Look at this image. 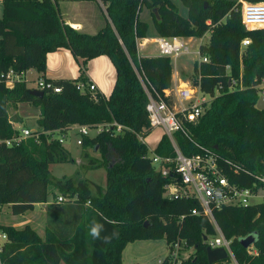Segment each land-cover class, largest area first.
Returning <instances> with one entry per match:
<instances>
[{
  "label": "trees",
  "instance_id": "1",
  "mask_svg": "<svg viewBox=\"0 0 264 264\" xmlns=\"http://www.w3.org/2000/svg\"><path fill=\"white\" fill-rule=\"evenodd\" d=\"M175 1L188 9L187 17L181 15ZM101 2L110 21L96 35H89L64 23L58 1L2 0L0 72L36 70L44 74L48 54L67 49L81 64L82 74L89 61L106 56L116 68L117 78L109 98L92 93L89 87L88 91L79 90L78 85L85 82L83 75L80 80L53 82L61 87V93L44 91L43 98L33 96L31 90L37 88L30 89L26 81L12 89L0 83V215L4 206H10L14 215H23L56 193L77 197L68 205H49L51 230L45 237L29 225L16 228L0 224L8 235L0 263L124 264L123 252L129 244L165 240L171 251L178 242L195 249L193 258L179 264H210L204 239L217 234L214 224L203 214L191 215L192 209L199 207L194 200L163 197L170 180L147 158L149 148L138 139L149 127L148 99L141 78L161 95L173 84L171 58L142 56L138 51L137 41L147 38L150 29L140 17L144 9L150 10L155 30L164 38H203L210 33L209 42L200 47L209 63L195 64L194 84L212 95L219 89V95L198 122L188 125L190 139L177 134L181 151L188 156L198 154L197 143L257 175H264V111L256 108L260 98L256 86L264 81V28L246 30L237 0ZM245 38L252 42L241 51ZM231 79L238 82L235 90L229 88ZM20 104L40 110L37 123L41 134L39 139L8 147L4 141L20 133L13 127L10 110ZM113 122L127 130L116 134L110 128L83 140V145L102 155L100 162L90 165L106 169L105 188L89 180L52 176L51 166L75 161L59 140H49L46 133L67 132L74 125L95 127ZM155 153L174 156L167 136L162 137ZM227 175L244 187L254 184V179L244 173L227 170ZM214 219L226 239L232 241L238 264H264V203L223 207L214 211ZM93 228L97 236L92 235ZM252 234L257 235V255L240 243ZM155 264L177 262L168 256Z\"/></svg>",
  "mask_w": 264,
  "mask_h": 264
},
{
  "label": "built area",
  "instance_id": "2",
  "mask_svg": "<svg viewBox=\"0 0 264 264\" xmlns=\"http://www.w3.org/2000/svg\"><path fill=\"white\" fill-rule=\"evenodd\" d=\"M98 1L101 2V0ZM240 12L242 23L246 30L252 31L264 28V2L251 4L245 1L243 6L241 5ZM208 24H211V22H208ZM185 40L186 38L182 37L140 39L137 41L138 51L140 53L145 47L155 44L157 45L159 56L169 57L175 63L183 56L192 54L198 56L194 64L197 63L201 66L204 63H209V58L203 56L200 52L202 45L197 51H192L188 45L189 43ZM251 42L250 38L242 40L241 51L250 46ZM27 73L29 72L16 73L12 69L8 72H0V83H4L7 88L12 89L18 82H27ZM141 81L148 99L146 109L149 115V127L143 129V135L155 129H162L174 150V156L163 157L155 152L151 156L149 154L147 156L158 172L170 180L164 187L163 197L170 201L194 200L197 202L199 207L192 209L191 215H205L214 224L217 231L215 236L208 238L206 242L208 248L213 250L225 249L230 262L227 263L225 262L226 260L221 262H224L223 264H238L231 248L232 241L226 239L216 224L214 211L229 206L249 207L264 203V175L252 174L231 160L224 159L212 150L197 143L195 144L200 149V153L188 156L181 151L177 143V134L191 138L188 125L195 124L205 115L213 100L219 95V89H216L215 94L212 95L203 92L200 85L187 81L172 84L171 88L165 90L164 95H161L148 81H144L142 78ZM229 83L230 90H235L238 86V82L235 79H231ZM262 84H264V81ZM262 84L256 86V88H261ZM36 85L37 90L41 91L53 93H61L62 91L61 87L56 86L52 81L42 78L37 80ZM88 87L92 93L97 92L95 84H90ZM84 88L85 86L82 83L78 85L79 90L83 91ZM240 88H244L242 83H240ZM260 96H264V91H261ZM110 128L115 129L116 134H123L127 130L126 127L117 122L101 124L95 127L79 126L78 135L81 138L77 141V145H83L84 137L89 136L90 130L97 129L98 134H100L109 131ZM55 133L49 132L46 135L49 136V140H59L63 144V138L56 139ZM40 134L41 132L39 131L23 128L20 130L19 135L5 140L4 143L8 147L19 146L27 139H39ZM143 135H138V139L147 145L146 138ZM227 170L237 175L244 173L251 176L254 179V184L251 187H244L233 183L227 175ZM76 198L59 196L57 203H73ZM87 206H90V202H88ZM180 219L184 220L185 216ZM7 241L8 235L0 229V253ZM183 244L178 242L172 246L170 258L177 264H179L177 253ZM248 249L250 254L257 255L254 246Z\"/></svg>",
  "mask_w": 264,
  "mask_h": 264
},
{
  "label": "crops",
  "instance_id": "3",
  "mask_svg": "<svg viewBox=\"0 0 264 264\" xmlns=\"http://www.w3.org/2000/svg\"><path fill=\"white\" fill-rule=\"evenodd\" d=\"M54 1L59 2L58 7H59L61 17H62V20L64 21V23L66 25L71 26L72 28H74L77 31H80V32H83V33H86L89 35H96L102 28L105 27L107 21H110L108 16H107L105 5L98 0H54ZM0 2L2 4V0H0ZM140 18L143 22H146L149 24V26H150L149 32H150L151 26L152 25L154 26L152 12L148 9H144ZM158 37H160V36L157 34L156 38H158ZM147 38H149V37L147 36ZM153 39H155V38H153ZM186 39H189V38H186ZM190 39H192V38H190ZM140 54H142V56H149V57L159 56V54H157V55L144 54L143 50L140 52ZM179 60L176 62L177 64L175 62L174 63L172 62L173 63V84H179L181 82H187V81H185V79L183 77L184 74L182 73L183 70H186V69L182 68L179 65ZM81 68H82L81 64L76 60V58L73 56V54L71 53L70 50L59 49L56 52L48 54V56H47V69H46V72L44 74H41V73L37 72L36 70H29L28 71L29 73L26 74L27 82H28V85L30 83L36 84L37 80H39L41 78L48 80V81H52V82L74 81V80H80L82 78V75H83L85 82H81V83L85 86V89H84L85 91H88V86L90 84H95L97 87V92H99L103 97L109 98L110 95L112 94L113 90H114V86H115L116 78H117L116 68L114 67L111 60L106 56H100V57H97V58L89 61L85 65V67H84L85 69H84L83 74H82ZM193 71H194V68H193ZM29 107L31 108L32 106L27 105V104L26 105L20 104L17 109H15V108L11 109L13 113L10 110V118L12 120L13 127L18 128L17 130H19V131L23 128L29 129V126L25 124V122H27V121H25V119L27 117L26 109H28ZM39 115H40V110L37 109L38 118H39ZM38 118H37V120H38ZM21 126H23V127H21ZM78 128H79L78 125H74L67 132L57 131L55 134H57V133L62 134L63 137H61V138H63V140H64V138L66 136H68L73 130L75 131V133L77 132V135H78ZM31 130H33V129L31 128ZM160 130L162 131V135L164 136V131L162 129H160ZM33 131H35V130H33ZM40 131H41V129L39 130V132ZM162 137H161V139H162ZM61 138H59V139H61ZM161 139H160V141H161ZM64 143H65V140H64L63 144ZM67 151H69V150H67ZM52 171L53 170L51 169V172ZM65 177H68V176H65ZM52 204H56V205L58 204L57 200H55L53 198V196L50 197V199L47 203L36 204L33 210H30V211L26 212L25 214H23V215L27 214V216L30 218H28L25 221V223L22 227L29 225L34 230L37 231L36 225H35L36 222L34 220H32V218H34L35 213L41 212L43 214V216L46 218V220H45V227H44L43 235L40 234L39 232H38V234L41 237H45L47 230H51V228L49 227L50 226V219L48 216V212L50 211L49 205H52ZM61 205L64 206V205H68V204L66 203V204H61ZM37 208H40V209L38 210ZM19 216H22V215H19ZM1 225H3V224H1ZM18 225L19 224H16L15 226L17 227ZM4 226H7V225H4ZM19 227H21V226H19Z\"/></svg>",
  "mask_w": 264,
  "mask_h": 264
},
{
  "label": "rangeland",
  "instance_id": "4",
  "mask_svg": "<svg viewBox=\"0 0 264 264\" xmlns=\"http://www.w3.org/2000/svg\"><path fill=\"white\" fill-rule=\"evenodd\" d=\"M246 0H237L238 5H242ZM177 6L179 7L180 13L182 16H188V9L180 2L175 1ZM241 9V7H240ZM3 15V5L0 2V17ZM149 38H156L157 32L155 27L152 25L151 30L148 33ZM210 33H207L203 38H192L186 39L185 41L188 42L189 47L192 51H197L201 45H206L209 42ZM144 54L147 55H157L159 54L157 45L151 44L145 49H143ZM198 59V56L195 54L183 56L179 60V65L186 69L183 70L184 79L185 81H190L194 83V75H193V68L195 66L194 61ZM174 63V62H173ZM177 64V63H176ZM30 89L36 88V84L30 83ZM259 93L264 91V84H262L261 88H258ZM12 112V110H11ZM13 113V112H12ZM27 117L25 119V124L29 126V129H33L35 131H39L40 127L37 123V109L34 107H29L26 109ZM24 115V114H23ZM14 116V115H13ZM23 127V126H21ZM18 129V128H15ZM98 134L97 129L90 130L89 138H95ZM162 131L160 129H155L147 138L146 143L149 148V155L151 156L157 146L159 145V141L162 137ZM57 139L63 137L62 134L57 133L55 134ZM81 138L80 135H77V132L73 130L68 136L64 138L65 143L63 146L69 150L74 159L75 163H65V164H58L53 165L51 167L52 176L56 179H62L65 176L73 178L74 180H89L92 183H95L99 186L105 188L106 186V177L107 171L105 168H91L92 161L100 162L102 160V155L98 150L93 149L92 147H88L85 145L79 146L77 145V141ZM60 195L57 193L53 196L55 200ZM38 210L40 208H37ZM26 215H14L11 207L4 206L1 208V215H0V223L7 226H15L19 224L16 228H24L22 227L25 221L30 218L26 217ZM36 222V229L37 232L43 235L44 227H45V220L46 218L43 216L41 212H37L32 218ZM22 223V224H21ZM21 226V227H19ZM252 249V248H251ZM253 251V250H251ZM171 250L165 240H157V241H137L135 243L129 244L123 253V262L124 264H155L159 263V261L165 260L168 256H170ZM195 255V249L189 248L185 244L182 245L181 249L177 253V261L181 263L184 260L191 259Z\"/></svg>",
  "mask_w": 264,
  "mask_h": 264
},
{
  "label": "water",
  "instance_id": "5",
  "mask_svg": "<svg viewBox=\"0 0 264 264\" xmlns=\"http://www.w3.org/2000/svg\"><path fill=\"white\" fill-rule=\"evenodd\" d=\"M153 12L159 18L158 10L154 9ZM31 94L33 96L39 97V98H43L45 95L44 91H41V90H31ZM256 108L259 111H264V96H260L258 103L256 105ZM207 240H208V238L205 237L204 241L207 242ZM256 241H257V235L252 234L246 238L241 239L240 243L244 248L248 249L251 246H254ZM207 255H208V260H209L210 264H215V263H218V262H221V261L228 259V253L223 248H219V249H215V250L208 248L207 249Z\"/></svg>",
  "mask_w": 264,
  "mask_h": 264
},
{
  "label": "clouds",
  "instance_id": "6",
  "mask_svg": "<svg viewBox=\"0 0 264 264\" xmlns=\"http://www.w3.org/2000/svg\"><path fill=\"white\" fill-rule=\"evenodd\" d=\"M92 235H93V236H97V235H98V233H97V229H96V228H93V229H92Z\"/></svg>",
  "mask_w": 264,
  "mask_h": 264
}]
</instances>
